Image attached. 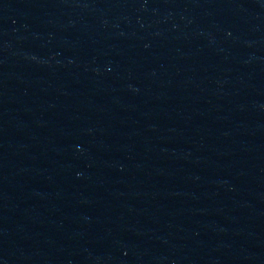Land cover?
<instances>
[{
	"label": "water",
	"instance_id": "water-1",
	"mask_svg": "<svg viewBox=\"0 0 264 264\" xmlns=\"http://www.w3.org/2000/svg\"><path fill=\"white\" fill-rule=\"evenodd\" d=\"M0 264H264V0H0Z\"/></svg>",
	"mask_w": 264,
	"mask_h": 264
}]
</instances>
